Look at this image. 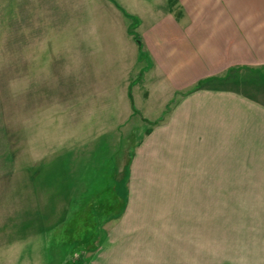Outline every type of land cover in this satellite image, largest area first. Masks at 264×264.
<instances>
[{
    "label": "crops",
    "instance_id": "crops-1",
    "mask_svg": "<svg viewBox=\"0 0 264 264\" xmlns=\"http://www.w3.org/2000/svg\"><path fill=\"white\" fill-rule=\"evenodd\" d=\"M144 1L138 95L158 103L149 120L127 80L123 121L152 128L85 264H264V0Z\"/></svg>",
    "mask_w": 264,
    "mask_h": 264
},
{
    "label": "rangeland",
    "instance_id": "rangeland-1",
    "mask_svg": "<svg viewBox=\"0 0 264 264\" xmlns=\"http://www.w3.org/2000/svg\"><path fill=\"white\" fill-rule=\"evenodd\" d=\"M144 4L0 0V264H85L104 239L116 209L103 213L102 199L129 192L134 151L152 128L123 121L127 80L149 120L142 103H158L138 95L148 68L134 38L145 36Z\"/></svg>",
    "mask_w": 264,
    "mask_h": 264
},
{
    "label": "trees",
    "instance_id": "trees-1",
    "mask_svg": "<svg viewBox=\"0 0 264 264\" xmlns=\"http://www.w3.org/2000/svg\"><path fill=\"white\" fill-rule=\"evenodd\" d=\"M134 38L137 39L139 41V43H140V39H139L138 36H134Z\"/></svg>",
    "mask_w": 264,
    "mask_h": 264
},
{
    "label": "bare ground",
    "instance_id": "bare-ground-1",
    "mask_svg": "<svg viewBox=\"0 0 264 264\" xmlns=\"http://www.w3.org/2000/svg\"><path fill=\"white\" fill-rule=\"evenodd\" d=\"M137 25V24H136ZM135 26V25H134ZM141 39V38H140Z\"/></svg>",
    "mask_w": 264,
    "mask_h": 264
}]
</instances>
